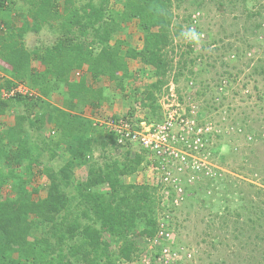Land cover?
<instances>
[{"label": "trees", "instance_id": "1", "mask_svg": "<svg viewBox=\"0 0 264 264\" xmlns=\"http://www.w3.org/2000/svg\"><path fill=\"white\" fill-rule=\"evenodd\" d=\"M176 1L0 0V70L8 74L0 77V264L130 263L136 239L157 235V188L124 181L149 167L152 153L118 145L114 131L94 121L106 119V95L88 78L105 77L124 93L136 84L129 59L153 67L155 81L131 92L145 120L160 122L158 93L187 64L181 57L170 78ZM46 27L59 34L56 42L29 50L26 36ZM130 27L142 35L139 48L127 41ZM18 84L33 95L2 98ZM109 148L124 149L123 159L107 156ZM97 149L101 165L92 162ZM86 165L84 182L75 181L74 170Z\"/></svg>", "mask_w": 264, "mask_h": 264}, {"label": "rangeland", "instance_id": "2", "mask_svg": "<svg viewBox=\"0 0 264 264\" xmlns=\"http://www.w3.org/2000/svg\"><path fill=\"white\" fill-rule=\"evenodd\" d=\"M173 12L176 59L170 78L181 57L187 64L185 73L158 93L159 103L173 87L184 108L195 107L199 120L211 124L213 132L204 149L212 164L211 177L196 172L180 176L179 204H174L176 193L172 201L163 202L162 190L157 189V221L164 224V236L136 239V259L124 264H264V0H178ZM189 29L199 34L197 40L188 37ZM128 32V43L141 47L142 35L133 27ZM58 35L46 27L28 34L26 47L33 51L51 46ZM140 65L146 69L126 88L135 100L131 89L144 88L154 79V68ZM143 111L148 118L147 109L140 115ZM158 117L163 119V110ZM110 122L98 123L101 127ZM123 151L109 148L107 156L122 160ZM101 153L95 152L92 162L101 165ZM87 167L74 170L75 181L84 182ZM150 175L146 167L124 181L148 183ZM41 183L39 177L34 184ZM66 191L77 196L75 187Z\"/></svg>", "mask_w": 264, "mask_h": 264}, {"label": "built area", "instance_id": "3", "mask_svg": "<svg viewBox=\"0 0 264 264\" xmlns=\"http://www.w3.org/2000/svg\"><path fill=\"white\" fill-rule=\"evenodd\" d=\"M172 88L161 102L163 119L160 122H138L134 118H124L116 123H106V126L114 131L118 145L130 144L135 149L152 153L153 161L148 167L151 175L147 184L162 190L163 202L172 201L171 194L176 193L174 204H179L183 201L180 176H190L196 172L204 178L211 177L212 164L204 149L213 131L210 123L199 120L195 107L192 110L184 108L176 94H173ZM16 94L32 96L33 92L22 84L1 91L4 99ZM159 225L161 227L156 236L163 238L164 224ZM167 251L164 250L165 253Z\"/></svg>", "mask_w": 264, "mask_h": 264}, {"label": "crops", "instance_id": "4", "mask_svg": "<svg viewBox=\"0 0 264 264\" xmlns=\"http://www.w3.org/2000/svg\"><path fill=\"white\" fill-rule=\"evenodd\" d=\"M113 43V42H112ZM128 64L129 67L133 73L134 78H136V76L143 72L146 68H144L143 66L140 65L139 61L137 60H132L129 59L128 60ZM2 71V70H0ZM3 72V71H2ZM147 72V70H146ZM4 74V75H3ZM3 74H0V77H8V74L6 72H3ZM80 72H76L72 75V79L76 80L79 77ZM154 81V79H153ZM152 81V82H153ZM88 82L90 84V87H93V89L95 90H99L102 89L104 94L106 95V102L102 105L103 109H102V115L104 116V114L106 116H104V118H108L109 116H118V117H125L128 118L131 115V112L134 111V117H136L135 119H139L140 122L145 121L144 117H146L144 111H143V115H140L141 113L140 110L142 109L141 107H138L137 105L134 106L135 104V99L132 98L131 95H128V89H126V91L124 93H122L121 91H119L115 84L111 81H109L107 78H101L98 81L92 80V78H88ZM135 82L137 83L136 79ZM150 82V83H152ZM128 86V85H127ZM126 86V88H128ZM129 86H132V82L129 84ZM60 100H56V102L54 101V104L60 105ZM92 110L90 109H86L85 111V116L87 118L92 117L91 115ZM95 122H99L102 123V120H97L94 119ZM140 151V149L138 150ZM137 151V152H138ZM135 175V174H134Z\"/></svg>", "mask_w": 264, "mask_h": 264}, {"label": "clouds", "instance_id": "5", "mask_svg": "<svg viewBox=\"0 0 264 264\" xmlns=\"http://www.w3.org/2000/svg\"><path fill=\"white\" fill-rule=\"evenodd\" d=\"M187 35L193 41L197 40L199 36V34L195 31V29H189Z\"/></svg>", "mask_w": 264, "mask_h": 264}]
</instances>
